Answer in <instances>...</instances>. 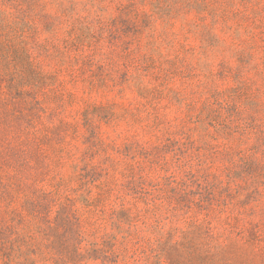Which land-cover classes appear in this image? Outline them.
I'll return each mask as SVG.
<instances>
[{
	"label": "rangeland",
	"instance_id": "rangeland-1",
	"mask_svg": "<svg viewBox=\"0 0 264 264\" xmlns=\"http://www.w3.org/2000/svg\"><path fill=\"white\" fill-rule=\"evenodd\" d=\"M8 262L264 264V0H0Z\"/></svg>",
	"mask_w": 264,
	"mask_h": 264
},
{
	"label": "trees",
	"instance_id": "trees-1",
	"mask_svg": "<svg viewBox=\"0 0 264 264\" xmlns=\"http://www.w3.org/2000/svg\"><path fill=\"white\" fill-rule=\"evenodd\" d=\"M45 197H47V195H46ZM64 214H65V209H61L60 211H57V218L60 217V216H63ZM120 214H121L122 216L124 215V213L121 212V211H120ZM63 218H64V220L62 219V225H64L65 222H66L67 224H69V223L71 222V220H70V218H69L68 216H64ZM76 235H77V236H76V239L79 240V238H80V234H76ZM74 252L76 253V250L66 251V252H65L66 255H67V258L69 259L70 262H72V261L74 260V259H73ZM59 253H63V252H59ZM5 264H9V262H8V263H5Z\"/></svg>",
	"mask_w": 264,
	"mask_h": 264
}]
</instances>
